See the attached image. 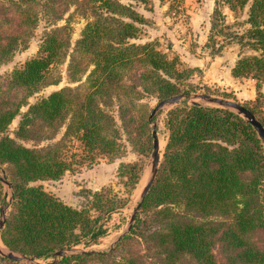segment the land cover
Masks as SVG:
<instances>
[{"label": "trees", "instance_id": "1", "mask_svg": "<svg viewBox=\"0 0 264 264\" xmlns=\"http://www.w3.org/2000/svg\"><path fill=\"white\" fill-rule=\"evenodd\" d=\"M148 3L149 0H129ZM249 0H215L208 35L216 54L224 44L216 37L228 36L252 53L237 59L235 77L256 80L259 93L264 81V0H250L246 29L230 32L220 4L234 12ZM72 13L87 16L72 50L68 24L49 28L38 54L0 81V133H3L27 98L59 80L55 68L68 58V74L75 86L53 90L28 105L15 137L0 136V164L12 170L11 210L0 230L9 249L33 258H53L54 251L82 243L96 244L106 235L102 219L117 210L100 192H93L90 207L76 208L41 186L37 180H57L71 168L68 141L81 145L83 159L116 155L122 131L132 142L152 147L151 110L134 112L142 96L158 99L190 94L181 87L183 70L175 59L152 43H135L142 15L122 0H7L0 1V64L26 44L41 16L47 21ZM7 26V27H5ZM188 71L186 74H189ZM85 76L82 81V77ZM186 86H190L189 84ZM255 113L254 109H249ZM257 119L264 127V110ZM66 122L62 138L54 140ZM129 123H134L130 129ZM168 132L156 177L140 205L159 226L145 231L147 220L136 215L128 233L109 250L90 249L63 256L46 264H87L103 259L117 247L138 236L159 256L153 264H174L182 256L197 264H264V145L253 126L223 107L189 104L171 107L164 120ZM36 135H34V134ZM47 141L26 146L18 137ZM129 166L122 164L121 169ZM4 201L0 182V205ZM90 208L96 211L91 213ZM228 217V218H223ZM262 238L255 241L253 235ZM220 242L226 252L218 260L212 246ZM157 259V258H156ZM150 262V264L152 263ZM0 264H26L0 256ZM119 264H148L140 255L126 256Z\"/></svg>", "mask_w": 264, "mask_h": 264}, {"label": "rangeland", "instance_id": "2", "mask_svg": "<svg viewBox=\"0 0 264 264\" xmlns=\"http://www.w3.org/2000/svg\"><path fill=\"white\" fill-rule=\"evenodd\" d=\"M7 2V0H0ZM130 3L133 8L142 15L141 22H136L139 31L131 42L152 43L156 49L166 54L169 59H175L178 69L183 70L179 82L181 87L192 89L193 93H203L218 96L241 103L248 109H254L255 117L260 115V110H264V81L260 83V96L256 89V80L250 77H235L231 70L237 59L252 51L248 47H241L233 39L217 36L218 44L223 43L224 47L214 54V48L208 44V35L211 30L213 20V10L215 0H149L148 3L122 0ZM250 0L241 8L232 12L226 4H220L219 8L224 15V23L230 32L242 33L247 24V11ZM73 7L66 10L60 19L47 21L41 16L37 26L32 31L31 37L25 45L17 48L5 62L0 64V81L4 82L14 69L23 66L25 61L36 56L43 35L49 28L68 24L70 27V47L72 50L75 41L79 38L81 30L88 19L87 16L79 13H72ZM7 27V26H5ZM68 57L55 68L58 75V82L42 87L39 91L27 98V104L21 106L18 114L12 119L7 129L0 133L15 137L22 114L28 109V105L34 103L49 92L66 86H75L79 82H72L68 74ZM190 71L189 74H186ZM85 76L82 77V81ZM190 86H186V85ZM161 99L154 95L146 94L142 96L140 102L143 106L134 112L139 116L141 113L151 110ZM180 104V103H179ZM178 105V104H177ZM169 109L165 108L159 113L160 125L157 127L159 139L164 141L160 150L161 158L167 141V130L164 120ZM162 121V122H161ZM64 122L55 132L54 140H59L65 131ZM134 126L129 123L127 128ZM121 148L116 155L98 156L90 163L83 159L81 145L74 137L68 141V150L74 153L72 156L71 168L66 170L61 178L57 180H37L30 183L34 186H41L45 191L56 195L62 201L76 208L90 207V199L93 192H100L104 197L113 201L117 210L112 212L104 221L107 229L106 235L101 237L96 244L84 246L82 243L74 245L78 249H106L109 250L111 243L125 229L130 214L140 191L145 183L148 172V164L152 147L147 149L141 140L131 141L126 139V134L122 131ZM34 134V133H33ZM36 135V134H34ZM162 135V136H161ZM17 141L26 145H45L47 141H41L33 136L31 138L18 137ZM129 164L121 169L122 164ZM11 168L6 164H0V176L5 175L10 178ZM4 190V186H3ZM11 207L8 208V213ZM91 213L96 211L90 208ZM149 213L141 211L139 208L137 216L147 220L145 231H151L159 225L149 220ZM136 218V216H135ZM228 218V217H223ZM262 235L255 232L253 239L260 241ZM212 250L218 260H224L226 252L222 250L220 242L212 246ZM140 255L143 260L150 262L158 261L159 256L154 249H149L143 237H134L117 247L111 255L103 259L90 260L87 264H119L126 256ZM157 258V259H156ZM53 260L49 258H37L34 261L42 264ZM153 261V262H154ZM153 262L151 264H153ZM174 264H197L194 259L182 256Z\"/></svg>", "mask_w": 264, "mask_h": 264}, {"label": "water", "instance_id": "3", "mask_svg": "<svg viewBox=\"0 0 264 264\" xmlns=\"http://www.w3.org/2000/svg\"><path fill=\"white\" fill-rule=\"evenodd\" d=\"M184 100H186V102L189 104H204V105L218 106V107H223V108H226L228 110L235 112L236 114L246 119L253 126L259 138L261 139L262 144L264 145L263 125L255 117V115L241 103H238L230 99H226V98H222L218 96H212V95L203 94V93L177 94V95H171L169 97L159 100L153 106L148 116L151 122L152 150L150 153V159H149V164H148L147 178L137 198L136 204L134 205L132 209V212L130 214V217H129V220L127 222L125 229L111 243V245L109 246V249L112 248L123 235H125L126 233L130 231L133 225L135 216L140 208V205L142 201L144 200V198L146 197L148 190L156 177L157 170H158L160 160H161V152H160V145H159L160 139L158 137V132H157V127H158L157 123L159 119V113L165 108L170 109L171 107L181 103ZM0 182L4 186V201L0 205V230H1L7 219L8 208L10 207V203L12 200V185L5 175L0 176ZM83 251L84 249H78L73 246L60 248L54 251L53 260L51 262L56 261L57 259L63 256L81 253ZM0 256L13 260L15 262H19V263L42 264V263L35 262L34 260L36 258L13 251L9 249L8 247H6L4 244L2 247L0 246Z\"/></svg>", "mask_w": 264, "mask_h": 264}, {"label": "bare ground", "instance_id": "4", "mask_svg": "<svg viewBox=\"0 0 264 264\" xmlns=\"http://www.w3.org/2000/svg\"><path fill=\"white\" fill-rule=\"evenodd\" d=\"M161 122H162V121H161ZM157 125H158V126L160 125V118L158 119V123H157ZM161 136H162V135H161ZM158 137H159V134H158ZM163 144H164V141H163L162 139H160V143H159V145H160V150L162 149ZM0 246H1V247L3 246V244H2L1 241H0Z\"/></svg>", "mask_w": 264, "mask_h": 264}]
</instances>
